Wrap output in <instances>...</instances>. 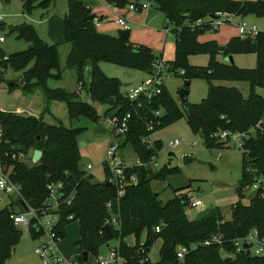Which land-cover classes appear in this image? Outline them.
<instances>
[{
	"label": "trees",
	"instance_id": "16d2710c",
	"mask_svg": "<svg viewBox=\"0 0 264 264\" xmlns=\"http://www.w3.org/2000/svg\"><path fill=\"white\" fill-rule=\"evenodd\" d=\"M9 1V0H5ZM155 10L161 13L173 26L176 36V57L170 71L178 75L182 70L185 80L194 78L208 82V96L200 104L189 105L183 111L178 101L163 87L162 94L153 101L143 102L139 107L133 104L123 83L118 78L106 76L99 68L101 60L125 68L152 73L153 64L159 57L146 46L124 41L97 31L94 15L82 0H68V12L64 17L65 43L71 45L67 57V67L76 72L77 82L83 83L86 67L91 70L87 94L90 103L80 101L79 92L68 93L63 89H48V98L67 105L71 120L86 117L92 122H99L100 115L94 106L107 107L104 116L113 118L131 114L128 131L119 140L120 149L131 148L144 162L148 163L163 146L155 142V148H149L143 140L173 125L187 116V123L192 131L199 135L210 149H223L226 145L216 138L220 131L242 133L247 135L242 150L244 151V169L242 181L237 188L239 201L232 207L231 218L226 219L219 208L213 209L204 218L192 221L186 209L191 205L190 199L183 203L180 193L163 203L160 195L156 197L151 189L155 181H166L169 176L177 175L178 168L163 166L159 170L144 167H132L127 176L136 175L138 183L126 190L124 197L118 199L114 187H108L109 171L104 164L106 181L94 183L93 176L80 167V154L77 136L81 129H66L61 125H51L43 118L26 117L13 112H0V126L5 141H9L17 153L30 155L31 151L43 152L42 159L33 165L25 162H13L6 159L12 167L11 177L21 188V197L13 201L10 207L0 211V264H7L13 256L14 249L21 241L23 231L14 223L11 216L20 207L23 200L37 210H46L48 186L61 183L63 189L59 200L57 214L59 217L54 227L57 240L65 239L66 229L74 222L79 223L80 239L74 244L79 249L81 264L83 253L97 256L99 248L118 241L115 248L123 259V264H153L149 258L152 246L162 241L159 262L155 264H264V259L252 257L248 251L238 255L236 260L223 259L217 248H199L191 251L181 263L177 258V245L190 247L194 243L207 240L221 234L230 242L226 249H232L231 243L257 230L264 235V200L260 192L256 193L249 205H244V189L253 186L254 177L247 173V167L257 171L264 178V98L257 94L256 87L264 88V32L259 31L254 39L242 40L234 37L225 46L223 53L216 41L201 43L199 37L207 32H214L210 23L190 28L188 24L206 20L219 12L233 13L238 17L264 14V0H149ZM24 10L31 12L34 4L48 8L55 0H22ZM132 3L128 0L109 1L117 8L125 9ZM94 15L89 22L84 20ZM189 15L190 19L183 21ZM103 18H99L102 21ZM18 37L30 42L31 47L24 52L7 57L0 50V68H10L14 72L24 71L20 80L24 89L33 91L39 87L46 88L49 79L60 80L62 71L57 45H49L42 40L38 32L29 25H20L13 29ZM206 54L209 64L197 68L188 64L190 55ZM251 54L256 56L257 66L246 70L227 62H219L217 56ZM249 82L250 96L245 98L235 87L219 85L220 82ZM17 84L10 88L13 89ZM94 104V105H93ZM161 111L159 117L156 113ZM185 112V113H184ZM260 126L258 127V125ZM152 128V129H150ZM112 204L110 212L107 205ZM119 219V227H111V236L105 231L111 216ZM160 232H156V228ZM33 238L40 234L30 229ZM142 233L146 240L141 247L139 239ZM136 237L137 245L131 247L125 240ZM145 259H148L146 262ZM89 264V263H88Z\"/></svg>",
	"mask_w": 264,
	"mask_h": 264
},
{
	"label": "rangeland",
	"instance_id": "374dc122",
	"mask_svg": "<svg viewBox=\"0 0 264 264\" xmlns=\"http://www.w3.org/2000/svg\"><path fill=\"white\" fill-rule=\"evenodd\" d=\"M109 1L115 0H82L83 3L89 4L97 16L94 24L99 31V15L108 14L111 20L109 24H115V17L110 14ZM135 2V0H128ZM149 0H140V3H146ZM239 1H256V0H239ZM118 8L116 14L123 15L128 9ZM153 9L155 7L153 6ZM108 10V11H107ZM68 12V0H55L48 8L41 7L38 3L34 4L31 12L24 10L22 0H0V37L5 38L4 43H0V50L5 55L10 56L15 53L24 52L30 49L31 44L25 39L18 37L17 32L13 29L20 25L32 26L40 35L42 40L49 45H57L59 51L62 78L60 80L49 79L46 82V88L39 87L33 91L24 89L23 84L19 83L23 78L24 71L14 72L10 68H0V112H15L19 110L23 116H43L47 114V123L58 124L66 129H81L77 136L80 154V167L93 176L94 183H104L106 173L104 164L109 160V149L114 141L112 128L109 119L104 116L107 107L94 105L100 115L99 122L95 123L86 117L79 120H71L68 116L67 105L63 102H55L48 98V89H63L68 93L79 92L80 101L89 102L87 95V86L91 76V70L86 67L84 71L83 83L86 87L78 84L76 72L67 67V57L71 50V45L65 43V25L64 16ZM155 13L156 12L155 10ZM135 14V13H132ZM131 13L127 16L128 24L132 32L131 42L151 48L159 59L168 67H172V62L176 57L175 36L161 30L164 27L163 19H152L143 13L136 19V26L132 27ZM218 14V13H217ZM149 19L148 28L143 27V23ZM240 23H246L249 27H256L258 31L264 32V14L260 16L249 15L246 17H236L230 23L221 28L218 35L214 33L206 34L205 40H217L220 48H225L230 38L238 32L237 26ZM108 25V24H107ZM10 27H13L10 29ZM173 26L169 27L171 31ZM118 35V31L115 33ZM109 35V34H107ZM111 36V35H110ZM203 36V35H202ZM200 40V37H199ZM228 58V57H227ZM226 56L220 54L217 56L219 62H226ZM234 65L241 69L254 70L257 66L255 55L240 54L232 56ZM209 56L206 54L190 55L187 58L189 65L197 68H205L209 64ZM99 68L110 78H118L123 82V90L126 92L128 87L125 84L136 85L143 79L148 78L147 73L139 72L115 65L104 60L99 61ZM168 74L164 79V86L171 95L178 101L181 109L185 111L183 105L178 100L177 92L184 86L182 70L178 69L176 76L168 68ZM10 84H17L13 89ZM217 84L228 87H235L242 92L245 98L250 96L251 87L249 82H220ZM83 85V84H82ZM83 88V90H82ZM209 85L205 79L194 78L191 80L187 103L189 105L200 104L208 96ZM257 94L264 98V88L256 87ZM185 113V112H184ZM201 133L195 134L187 123L186 114L184 117L173 125L153 134V141H161L164 146L172 140L178 139L180 145L174 149L175 157L170 158L164 152H158V162L161 167L178 168L177 175H172L166 181H155L151 189L154 193L160 195L163 203L173 199L180 193L184 194L191 201V204L199 200L203 204L199 207H187L186 213L190 220L197 221L209 214L213 209L219 208L226 219L231 218L232 207L240 200L237 194V188L242 181L244 162V151L233 145H226L223 149H210L204 143ZM34 151L28 155L25 163L33 165L32 162ZM189 156L193 159L189 164L184 163V157ZM225 157L226 161L221 159ZM122 157L126 163L133 165L137 161V155L131 148L122 151ZM38 163V162H37ZM88 165L93 167L88 170ZM256 191L250 187L244 189V199L242 203L249 205ZM12 197L11 201H16ZM9 202V200H7ZM4 205L0 204V211ZM22 231V238L18 246L13 251V256L7 264H44L42 259L36 255L35 250L44 242H50L49 230L42 237L33 238L29 225L18 226ZM32 230V229H31ZM67 236L58 242V250L66 257L78 259L80 257L79 249L74 244L80 239L79 223L74 222L66 229ZM146 240V234L142 233L139 242L141 246ZM125 243L131 247L137 245V239L131 236L125 240ZM162 241L158 240L151 249L149 258L151 263L159 262V251ZM118 246L117 240H112L109 245H103L99 248L97 256L90 255L89 264H97L100 258H108L112 249ZM123 264V263H119Z\"/></svg>",
	"mask_w": 264,
	"mask_h": 264
},
{
	"label": "built area",
	"instance_id": "2783aa9c",
	"mask_svg": "<svg viewBox=\"0 0 264 264\" xmlns=\"http://www.w3.org/2000/svg\"><path fill=\"white\" fill-rule=\"evenodd\" d=\"M153 7L150 1L146 3L140 2H132L128 5V11L133 13H142L144 11H148ZM236 16L233 13L229 12H219L215 15V17L208 18L206 20H200L195 23L188 24L190 28H195L196 26L210 23L213 29H220L224 25L230 23ZM115 23L122 30H129L127 26L126 19L124 17H118ZM238 37L242 40L246 39H254L258 35V29L256 27H249L246 23H240L237 26ZM168 34L170 31L168 29L165 30ZM5 38L0 37V43H4ZM168 66L163 63L161 59H157L153 64L152 73L148 75V78L136 85H131L127 91L126 96L128 99L135 105L141 106L143 102L153 101L159 95L162 94L164 87V79L168 72ZM81 87H83L82 83H79ZM83 90V88H82ZM161 115V111L156 113V116L159 117ZM131 119V114H127L126 116H116L109 119V124L112 128V133L114 137V141L111 143L109 149V160L107 163V168L109 171V183L112 187L115 188L117 193V198L120 199L124 197L126 190L135 186L138 183V178L136 175L127 176L126 172L128 169L132 167H144L150 168L154 170H159L162 167L158 162V152H164L166 156L173 153L174 149H176L180 145V141L178 139L172 140L167 143L166 146H162L160 151H157V155L153 157L148 163H144L138 156L135 164L130 165L125 162L122 157V149H120V142L118 136L122 137L128 131L129 120ZM260 124L258 125V127ZM152 129V128H150ZM262 130H264V125H262ZM121 137V138H122ZM216 138L218 141L225 145H233L240 149L243 148L244 141L248 138L246 134L242 133H232L229 131H220ZM143 142L149 148H155V142L151 139V137L145 138ZM10 142L4 140L3 130L0 126V204L4 205V208L10 207L12 202L11 198L16 197V199H20L21 197V188L20 186L12 180L11 173L12 167L8 164L6 159H11L13 162H25L28 155L24 153H17L13 150V147L9 146ZM88 170H92L93 167L88 165ZM87 172V171H86ZM247 173L254 177V183L252 188L256 191V193L260 192L261 198L264 200V178L259 177L257 171L251 167H247ZM250 188V187H249ZM63 189V185L61 183H52L48 186V198L46 200V210H37L33 208L31 205L27 204L23 201L27 209H18L16 213H13L11 218L17 226L21 225H29L30 229L34 232V227H37L40 234L38 237H42L49 230V239L50 242H44L40 245L35 253L39 256L44 264H81L79 258L72 259L64 256L58 250V242L60 240L56 239L54 234V227L57 225L59 217L56 213L59 208V200L61 196V191ZM9 200V202H7ZM202 202L199 200L194 201L191 206L199 207L202 206ZM3 208V209H4ZM108 210L112 211V204L109 203L107 205ZM108 224L111 227L118 228L119 227V219L116 215L111 216ZM156 232H160V228H156ZM230 242L224 239L221 234L213 235L207 240L199 243H194L190 247H185L181 245H177V258L178 261L183 263L186 256L191 252L195 251L199 248H217L219 250L220 255L223 259L236 260L238 255L242 254L243 251H248L252 257L264 259V235H261L257 230L251 231L247 236L238 238L231 243L232 249L228 251L226 246L229 245ZM144 243L141 245V247ZM247 246L246 248L244 246ZM147 262L148 259H145ZM123 263V259L119 256L116 249H112L108 258H100L97 261V264H119Z\"/></svg>",
	"mask_w": 264,
	"mask_h": 264
},
{
	"label": "crops",
	"instance_id": "0c3cea01",
	"mask_svg": "<svg viewBox=\"0 0 264 264\" xmlns=\"http://www.w3.org/2000/svg\"><path fill=\"white\" fill-rule=\"evenodd\" d=\"M239 1V0H238ZM84 4H86V3H84ZM86 6L87 7H89L90 9H91V11H92V13L94 14V11H93V8H91V6H89V4H86ZM110 6V8L107 10L110 14H113L114 15V17H115V21H116V19L118 18V17H124L125 19L127 18V16L131 13H133V12H130V11H127L125 14H123V15H120L119 16V14H116V11H117V7H115L114 5H109ZM123 11H124V9H123ZM147 13V16H148V14H149V16H151V15H153L152 16V19H163L164 20V27H162V29H160V31L161 30H166V29H168L169 30V28H168V26H169V24H168V26L166 25V23H167V21H166V19H165V17L161 14V13H159L158 11H156V12H158V13H155V9H153V7L150 9V10H148V11H144V12H142V13H135V14H132L133 16V18H132V22H130V24L132 25V27H134V26H136L137 24L135 23V21H136V19H138V17L140 16V15H142L143 13ZM95 15V14H94ZM147 16H146V20H147ZM65 17V16H64ZM99 18H103V20L102 21H99V26H98V28H99V31H100V33H103V34H109V35H111V36H113V37H118V35L117 34H115L117 31L119 32L120 30H122L116 23L115 24H109V20H111L112 18H110L109 17V15L108 14H100L99 16H98ZM98 18V19H99ZM149 19L146 21V22H144L143 23V27L144 28H148L149 26H148V24H149ZM126 23H127V26L129 27V30L131 29L130 27V25L128 24L129 22L127 21V19H126ZM108 24V25H107ZM222 28V27H221ZM221 28L219 29V30H217V31H212V32H207L206 34H211V33H214L215 35H218L220 32H221ZM170 31V30H169ZM171 33H172V30L170 31ZM169 32V33H170ZM168 33V34H169ZM167 33H166V36L168 35ZM206 34H204L203 36H200V42L201 43H205V42H209V41H216L217 42V40H211V39H207V40H205L204 38H206L205 36H206ZM175 36V35H174ZM131 37H132V32H131ZM131 37H130V41H131ZM234 37H238V32L236 33V35H234V36H232L230 39H232V38H234ZM230 41V40H229ZM228 41V42H229ZM133 43V42H132ZM175 49H176V36H175ZM227 57H229V56H227ZM226 57V58H227ZM228 63V62H227ZM147 79V78H146ZM146 79H143V80H141L140 82H142V81H144V80H146ZM122 82V81H121ZM140 82H138V83H140ZM123 83V82H122ZM137 83V84H138ZM126 85V84H125ZM127 85H130L131 86V84H127ZM129 86V87H130ZM128 87V88H129ZM77 92V91H76ZM88 95V94H87ZM89 96V95H88ZM89 103V102H88ZM13 113H16V114H18V115H23L22 114V112H20L19 110H17V111H15V112H13ZM27 116V115H26ZM29 116H31V115H29ZM32 117H36V116H32ZM43 118V120H44V122L45 123H47V114H46V116L44 115L43 116V113H42V115L41 116H38V117H36V118ZM107 119H110V118H107ZM47 124H49V123H47ZM52 125V124H51ZM54 125H58V124H54ZM90 257V256H89Z\"/></svg>",
	"mask_w": 264,
	"mask_h": 264
},
{
	"label": "water",
	"instance_id": "95a60500",
	"mask_svg": "<svg viewBox=\"0 0 264 264\" xmlns=\"http://www.w3.org/2000/svg\"><path fill=\"white\" fill-rule=\"evenodd\" d=\"M136 2H139L140 0H135ZM212 17H215V16H212ZM94 19V15H90V16H88L85 20H84V22H89V21H92ZM190 19V16L189 15H185L184 17H183V21H187V20H189ZM168 22L166 23V25L168 26ZM13 27H10V29H12ZM130 37H131V31L130 30H120L119 32H118V38L119 39H121V40H124V41H127V40H130ZM224 50H225V48H220V52L221 53H223L224 52ZM226 62H228V63H230V64H234V61H233V58H232V56H229L227 59H226ZM11 86H13V84L11 85ZM126 87H129L130 85H125ZM190 86H191V80H185L184 81V86L177 92V97H178V100L181 102V104L183 105V108L185 109V110H187L188 111V109H189V104L187 103V97H188V95H189V89H190ZM121 135H119L118 136V139H121ZM42 157H43V152L42 151H40V150H35L34 151V153H33V157H32V162L33 163H37V162H39L41 159H42ZM169 157L170 158H173V157H175V154H173V153H171L170 155H169ZM221 159H223V160H225L226 161V158L225 157H221ZM191 161H193V159L191 158V157H189V156H185L184 157V163L187 165V164H189ZM106 185L108 186V187H111L112 185L109 183V182H107L106 183ZM156 197H158V193H156V195H155ZM60 198H62V196H60ZM182 202L184 203L186 200H187V197H182ZM20 205H21V207L23 208V209H27V206H26V204L23 202V201H20ZM34 230L36 231V232H39V230H38V228L37 227H34ZM105 231L108 233V234H110V236H111V232H112V229H111V227H110V225H107L106 227H105ZM174 247H176L177 246V243L176 242H174ZM245 248L247 247L246 245L244 246ZM89 253L88 252H85V253H83V262H84V264H88L89 263Z\"/></svg>",
	"mask_w": 264,
	"mask_h": 264
}]
</instances>
